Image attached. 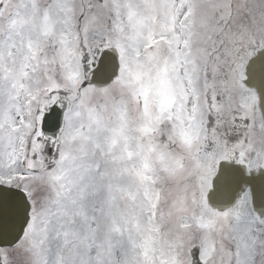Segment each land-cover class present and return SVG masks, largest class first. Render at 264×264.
I'll list each match as a JSON object with an SVG mask.
<instances>
[{
	"label": "snow or ice",
	"instance_id": "obj_1",
	"mask_svg": "<svg viewBox=\"0 0 264 264\" xmlns=\"http://www.w3.org/2000/svg\"><path fill=\"white\" fill-rule=\"evenodd\" d=\"M0 264H264V0H0Z\"/></svg>",
	"mask_w": 264,
	"mask_h": 264
}]
</instances>
